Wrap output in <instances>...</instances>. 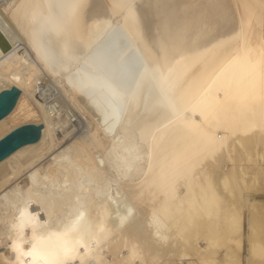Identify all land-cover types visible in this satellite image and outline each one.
<instances>
[{"label":"bare ground","instance_id":"obj_1","mask_svg":"<svg viewBox=\"0 0 264 264\" xmlns=\"http://www.w3.org/2000/svg\"><path fill=\"white\" fill-rule=\"evenodd\" d=\"M12 86L0 264H264V0H0Z\"/></svg>","mask_w":264,"mask_h":264},{"label":"water","instance_id":"obj_2","mask_svg":"<svg viewBox=\"0 0 264 264\" xmlns=\"http://www.w3.org/2000/svg\"><path fill=\"white\" fill-rule=\"evenodd\" d=\"M19 93L20 90L16 86L0 91V119L12 110ZM41 129V124L25 123L0 138V161L17 148L37 141L40 137Z\"/></svg>","mask_w":264,"mask_h":264},{"label":"rangeland","instance_id":"obj_3","mask_svg":"<svg viewBox=\"0 0 264 264\" xmlns=\"http://www.w3.org/2000/svg\"><path fill=\"white\" fill-rule=\"evenodd\" d=\"M49 81H42L39 85L41 86H47L50 90H49V102L54 103L57 107L60 108V111L62 112L61 114L64 115H68V117H70L69 123H67V127L66 130L68 131L69 129H73V132L77 133V132H81L82 130H85L86 128V120L84 117H82L80 114H78L79 112L77 111V109H74L75 106L74 105H70L73 103H69L70 99L68 97H64V91L61 90L59 87L55 86L52 82V85ZM45 83V84H44ZM57 89H55V88ZM59 88V89H58ZM61 91V92H60ZM63 91V93H62ZM51 93V94H50ZM37 97L39 99H41L39 97V95H37ZM69 101H67V100ZM72 102V101H71ZM74 107V108H73ZM77 111V113H76ZM27 123H33V122H27ZM25 124V123H22ZM21 124V125H22ZM38 124V123H35ZM56 135L59 139H62L63 137V131L62 130H57L56 131Z\"/></svg>","mask_w":264,"mask_h":264}]
</instances>
